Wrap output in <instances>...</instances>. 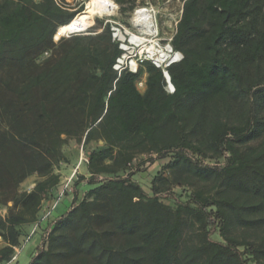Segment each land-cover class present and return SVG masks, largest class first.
Instances as JSON below:
<instances>
[{
  "label": "trees",
  "instance_id": "1",
  "mask_svg": "<svg viewBox=\"0 0 264 264\" xmlns=\"http://www.w3.org/2000/svg\"><path fill=\"white\" fill-rule=\"evenodd\" d=\"M114 2L125 14L137 0ZM83 11L0 0V264L56 201L70 141L87 160L75 186L89 189L41 222L27 264H264V0H183L174 94L150 63L112 70L121 51L108 24L55 44ZM157 161L149 194L133 178Z\"/></svg>",
  "mask_w": 264,
  "mask_h": 264
},
{
  "label": "rangeland",
  "instance_id": "2",
  "mask_svg": "<svg viewBox=\"0 0 264 264\" xmlns=\"http://www.w3.org/2000/svg\"><path fill=\"white\" fill-rule=\"evenodd\" d=\"M39 1L41 0H36V2ZM89 1L90 0H56L58 5L69 10H77L81 6H83L85 10L88 6ZM182 6L183 0H137L132 11L127 12L125 14L121 13V7L118 6L117 11L114 15H102L95 18L93 26L96 25V20L102 22L104 25L107 21L113 20L133 30L131 20L133 18L134 12L136 10L145 8L156 13V22L160 32V37L162 39H168L175 33L176 24L181 16ZM89 29L78 34L68 35L58 39L54 37V43L58 44L59 40L69 39L70 37L75 35H89L87 33ZM54 51L55 49H52V51H48V54H44L43 56H41L38 60V63H42L46 59L51 58L54 54ZM257 143L258 142L251 143V145H257ZM64 151L67 162L62 163L59 167V170L57 171L61 175V183L58 187L56 194V200H58V205L56 207V213L52 217L53 219L57 217L61 212L68 209L71 206V202L73 201V199L77 198V200L80 201L84 196L85 192L89 189L86 182L80 184L78 187L75 186V182L77 181L78 177H88L87 172L85 170V162L81 161L82 158L84 159L85 157L84 151L81 150V145L75 141H70V143L64 148ZM142 160H144V158H141L139 161L141 162ZM165 163L166 161H157L151 164L148 163L144 167L138 166V174L133 178V180L136 183L140 184L145 192L150 194L151 180L157 173L162 170V167ZM37 180L38 178L36 176L30 177L20 186L19 192H29L35 186ZM175 190L178 191V189ZM62 191H65V194L63 196H61ZM9 206H11V204H9ZM46 207L47 204H44L43 208L45 209ZM0 214H6V209L4 207L0 208ZM44 228L45 227L43 225L42 228H38L37 231H35L34 233L33 229H28L26 232V235L28 236H22L23 247L18 256L17 264H22L28 261L29 259L27 256H29L30 253L33 254L36 248L41 245L43 237L45 235ZM194 230L195 229H192L190 227H187L185 229L184 240L186 243L191 242L190 240L192 238V233L194 232ZM36 236H39V238L37 242L33 244V240ZM213 239L215 241H222L218 233L214 234ZM253 239L255 238L253 237Z\"/></svg>",
  "mask_w": 264,
  "mask_h": 264
},
{
  "label": "built area",
  "instance_id": "3",
  "mask_svg": "<svg viewBox=\"0 0 264 264\" xmlns=\"http://www.w3.org/2000/svg\"><path fill=\"white\" fill-rule=\"evenodd\" d=\"M151 13L154 17V24L152 23L151 25L144 27H133V30L125 27L117 21L109 20L106 22V24L110 26L112 42L117 44L119 50L121 51V54L115 59L112 70L118 76H120L125 71L138 75L141 66L145 63H150L163 71V75L167 83V91L169 94H174L175 89L170 82V76L167 69L171 65L180 63L184 57L180 52H177L173 49V35L168 39H162L160 37V32L156 22V13L154 11H151ZM159 57H164V61L160 62V64H157L155 60H157ZM135 85L136 89L140 93H144L147 87L146 75L144 74L143 76L139 77ZM188 155L191 158H194L192 154L188 153ZM81 161L87 162L85 157L84 159L82 158ZM203 162L211 166L221 167L224 165L223 161L221 160H204ZM64 194L65 191H62L61 196ZM57 205L58 200L54 201L50 207L42 213L40 223H37L34 226L33 233L39 228L41 222L45 223L50 217H52ZM46 236L47 235H45V237ZM22 247L15 249V256L12 258L10 264L16 263Z\"/></svg>",
  "mask_w": 264,
  "mask_h": 264
},
{
  "label": "bare ground",
  "instance_id": "4",
  "mask_svg": "<svg viewBox=\"0 0 264 264\" xmlns=\"http://www.w3.org/2000/svg\"><path fill=\"white\" fill-rule=\"evenodd\" d=\"M117 4L113 0H90L87 8L78 14L69 25L58 29L55 38H62L86 31L94 24L95 18L102 15H114L117 11ZM154 24V17L148 9H139L133 15L131 24L133 27H144ZM164 57H159L155 62L160 64Z\"/></svg>",
  "mask_w": 264,
  "mask_h": 264
},
{
  "label": "crops",
  "instance_id": "5",
  "mask_svg": "<svg viewBox=\"0 0 264 264\" xmlns=\"http://www.w3.org/2000/svg\"><path fill=\"white\" fill-rule=\"evenodd\" d=\"M29 230H32V229L30 228ZM38 238H39V236H36V237H35V239L33 240V244H34L35 242H37ZM31 254H32V253H30V254H29V256H27V257H28V259H30V257H31ZM28 261H29V260H28ZM28 261H26V262H24V263H22V264H27V263H28Z\"/></svg>",
  "mask_w": 264,
  "mask_h": 264
}]
</instances>
